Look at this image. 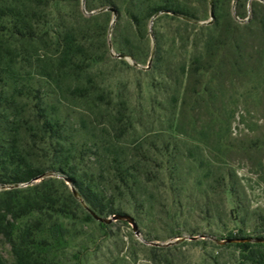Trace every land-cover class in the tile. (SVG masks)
Returning a JSON list of instances; mask_svg holds the SVG:
<instances>
[{
  "label": "rangeland",
  "instance_id": "rangeland-1",
  "mask_svg": "<svg viewBox=\"0 0 264 264\" xmlns=\"http://www.w3.org/2000/svg\"><path fill=\"white\" fill-rule=\"evenodd\" d=\"M115 1L118 19L101 0L39 10L42 39L24 42L27 52H11L0 67V154L15 147L44 173L28 184L0 183V192L46 181L24 195L49 190L56 203L17 219L14 236L41 225L24 242L45 264H264V8L251 5L264 1L217 0L215 9L211 0L219 21L202 30L194 25L209 24L211 1L186 0L200 20L185 25L160 13L139 36L124 0ZM71 26L87 41L79 74L57 61L55 37ZM205 36L215 54L195 74ZM123 48L139 60L119 58ZM49 69L56 76L47 81L40 74ZM78 85L91 93L75 92ZM37 95L63 125L59 142L36 132ZM124 157L140 163L132 189L113 173ZM69 162L114 195L115 214L96 213L73 194L58 171ZM90 210L127 218L106 223ZM0 258L17 264L1 234Z\"/></svg>",
  "mask_w": 264,
  "mask_h": 264
},
{
  "label": "trees",
  "instance_id": "trees-1",
  "mask_svg": "<svg viewBox=\"0 0 264 264\" xmlns=\"http://www.w3.org/2000/svg\"><path fill=\"white\" fill-rule=\"evenodd\" d=\"M58 1L59 0H0V36L4 38L9 37L0 45V67L7 57L10 56L9 54H11V52L19 51L21 54L27 52L23 48L24 42L34 44L37 43L39 39H42L40 35V24L42 21L37 17L38 11L49 8L51 4H55ZM210 1L211 0H199L200 3ZM124 2L126 3V14L129 17V22L134 29V34L137 36H139L141 31H147L148 21L160 13L165 16H170L169 14H171L172 19L185 25L190 24L189 20H200L192 6L186 0H124ZM236 2L239 3L240 0H236ZM101 4L102 6L114 9L117 19L122 14V7L118 5L115 0H101ZM217 5L218 1L214 0L215 9H217ZM251 5L252 7L262 6L264 8V3L259 1H254ZM89 10H92L91 6H89ZM237 15L243 18L241 12H237ZM218 21L219 16L217 11H215V19L212 23L194 26L202 30H210ZM232 24H234L233 21ZM210 40L211 38L209 36H205L201 41L202 50L194 57L196 62L191 69L195 74L199 73L200 70H206L205 64L207 63L204 65L201 63L203 61L202 59H204L203 57H208L209 59L214 57L215 53H212ZM86 43L87 41L82 36L79 37L78 30L75 26H71L70 30L66 28L63 34H59L55 37V45L59 50L57 61L77 74L82 71H87L85 67L82 68V64L85 62L84 47H86ZM119 52L118 55H123L124 52H128V55L134 57L137 61L139 60L134 51H127L123 48L120 49ZM162 54L163 50L157 42L154 59L161 62L163 60ZM37 56L39 58L41 57L40 55ZM92 59L95 60V55L91 53L89 60ZM6 64L12 69L13 62L9 61V64L8 62H6ZM40 75L48 81L56 76V70L49 69V71ZM79 90L82 95L91 93L84 85H78L75 88V92ZM38 92L39 91H37V93ZM37 98L39 99V103L37 105L35 117L36 132L39 131L42 136L55 138L57 142H59L63 137V125L49 111V108L43 103L41 96L37 95ZM138 157L140 160L142 155H138ZM127 161H129L130 164L128 163L126 167ZM69 164L70 162L61 165L58 171L71 180L77 191V195L82 198L84 203L100 214L104 212L115 214L117 207L115 205L114 195L109 194L108 189L101 186L94 175L81 172L75 165L70 166ZM137 164L134 159L128 160L127 157L118 158V160L115 159L113 161V173L119 184L124 186L130 185V189H132L135 182L134 180L137 179V176L134 175L136 172L138 173ZM130 165L131 167H129ZM43 174V170L32 165L29 159L21 154L15 147L6 148L0 154V183L2 184L10 186L28 184ZM46 184V181H42L40 186H45ZM40 186L36 185L27 190L12 187L0 192V234L11 245L17 259V264H45L29 252L24 242L27 236H31L33 232L32 229L41 231V225H26L19 237L14 236V225L17 219L34 211L43 212L44 210L54 208L56 204L54 195L50 193L49 190H39L33 196L24 195L25 191L36 190ZM71 199L77 206L84 207L83 203L73 194L71 195ZM156 248V246H153V249ZM0 264H5L1 258Z\"/></svg>",
  "mask_w": 264,
  "mask_h": 264
},
{
  "label": "water",
  "instance_id": "water-1",
  "mask_svg": "<svg viewBox=\"0 0 264 264\" xmlns=\"http://www.w3.org/2000/svg\"><path fill=\"white\" fill-rule=\"evenodd\" d=\"M210 5H211V12H210L211 19L208 21V23H211L213 21V19H214V12H213V4H212V1L210 2ZM112 11L114 12V14L116 13L114 9H112ZM118 57L119 58H122V57H124V55H118ZM72 191H73V194L77 196V191H76V189L74 187L72 188ZM90 212H91V214L93 215L94 218H96V219H98V220H100L102 222H106V223H111L112 220H117V219L123 220V219H126L127 218V216L124 215V214H116V215H113V218H103V217L99 216L98 214H96L92 210H90ZM134 230L136 231V233H139L138 228H137L136 225L134 226Z\"/></svg>",
  "mask_w": 264,
  "mask_h": 264
}]
</instances>
